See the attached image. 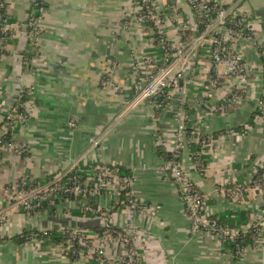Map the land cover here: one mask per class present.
Wrapping results in <instances>:
<instances>
[{
	"label": "crops",
	"instance_id": "1",
	"mask_svg": "<svg viewBox=\"0 0 264 264\" xmlns=\"http://www.w3.org/2000/svg\"><path fill=\"white\" fill-rule=\"evenodd\" d=\"M44 1L43 31L34 45L28 25L33 13L30 1L4 0L15 36L0 56V124L22 92L28 91L29 100L27 117L18 125L14 141L0 145V187L22 177L46 180L80 158L116 163L134 173L132 192L142 208H116L117 202L105 194L60 200L49 211L30 214L0 190V212L6 216L0 225V264H72L61 244L35 239L21 244L10 238L31 228L91 230L104 226L107 218L115 228L136 229L142 264H264V247H248L242 258H236L214 236L203 231L193 234L179 186L164 178L160 167L166 159L156 134L171 155L169 139L177 130L183 94L170 90V103L158 113L152 99L136 100L135 80L152 32L126 14L132 0ZM153 1L167 13V35L179 39L167 7L174 4L187 16V0ZM224 1L248 12L264 46V0ZM241 47L255 72L237 106L221 108L233 91L228 83L218 96L199 102L208 61L189 60L182 82L186 109L195 116L194 128L212 139L203 173L193 162L190 148L181 159L190 179L209 196L210 214L247 208L251 214L258 210L264 215V190L249 186L244 205L234 204L219 190L221 185L251 183L264 158V117L256 116L264 100L263 60L251 41L245 39ZM106 77L111 84H103ZM91 202L101 206L102 212L87 213ZM105 244L108 257L117 258L121 248L115 238L107 235ZM91 260L85 264H100Z\"/></svg>",
	"mask_w": 264,
	"mask_h": 264
},
{
	"label": "built area",
	"instance_id": "2",
	"mask_svg": "<svg viewBox=\"0 0 264 264\" xmlns=\"http://www.w3.org/2000/svg\"><path fill=\"white\" fill-rule=\"evenodd\" d=\"M29 1L34 7L28 22L29 35L32 43L37 45L43 31L46 4L44 0ZM187 2L193 15L192 20L185 17L178 6L169 4L167 7L171 21L180 32L177 40H172L167 35L165 27L168 21L167 13L157 8L153 0H132V5L127 7L126 14L135 17L144 30L151 29L152 32L150 48L143 54L135 80L136 100L152 99L157 107L164 108L170 103L171 92L166 93L167 89L179 90L183 94L176 115L177 130L175 135L169 139L172 144L171 158L166 160L160 169L166 180H171L179 186L180 198L191 219L192 233L206 232L214 236L219 243L224 244L225 242H238L250 232L254 245L248 247H264V215L255 210L252 214L253 222L241 228L222 225L210 218L209 196L190 179L181 161L189 148L186 124L195 118L186 109L188 103L185 96L187 93L182 84L189 60H191V46L196 47L194 57L196 56L198 62L201 59L200 62L210 63L208 73L203 79L204 93L198 97L199 102L214 98L218 90L227 83L234 86L233 91H230L223 101L222 109L237 106L241 96L246 93L250 79L255 72L253 66L246 62L242 52V42L247 39L254 44L263 60L260 66L263 72L264 46L257 38L248 12L241 9L237 3L226 4L224 0H187ZM0 20L2 22L0 56H2L1 51L5 48L6 40L15 36L12 32L14 24L10 21V13L4 0H0ZM102 82L105 85L111 84L109 77ZM161 94H165L166 98L159 103L157 98ZM17 104L7 114V122L0 127V137L6 134L8 129L13 130L19 122L26 119V110L24 114L19 109L24 106L19 102V98ZM258 110L256 116L264 117V100H260ZM246 132L247 130L243 131V133ZM156 140L160 144L163 143L160 134H156ZM201 145L203 149L211 150L212 141L204 140ZM198 155L200 152L194 153V156ZM198 164L205 168L204 163H195V165ZM260 170L262 171L261 182L252 187L262 191L264 190V158L254 170V176ZM134 179V173L122 174L119 164L101 162V164L94 165L93 162L80 158L70 168L55 173L54 177L49 180L31 184L29 179L22 177L7 187H0V190H5L17 208L25 213L35 210L44 201H47L52 209L57 200L69 199L66 194L84 199L109 194L112 199L121 202L129 211H135L141 209L142 206L132 192ZM219 190L236 205L247 203L249 191L247 184L233 183L229 187L221 185ZM125 191L126 198L122 199ZM87 210L101 213L103 209L99 205L94 208L90 204ZM5 217L1 211L0 225L5 221ZM105 221L103 235L85 228L69 229L61 245L71 263L85 264L93 258L97 259L100 264H138L141 262L142 257L135 243L136 229L133 226L115 228L108 218ZM107 235H112L121 248L120 254L115 259H110L107 255L105 244ZM34 239L47 242L46 239H40L37 233L32 238ZM248 247H241L237 243L234 255L242 258Z\"/></svg>",
	"mask_w": 264,
	"mask_h": 264
},
{
	"label": "trees",
	"instance_id": "3",
	"mask_svg": "<svg viewBox=\"0 0 264 264\" xmlns=\"http://www.w3.org/2000/svg\"><path fill=\"white\" fill-rule=\"evenodd\" d=\"M32 10L34 11V7L32 5ZM1 27H2V22L0 20V38L2 36V31H1ZM150 27V26H149ZM11 39H7L5 42V45L8 41H10ZM5 49L1 51V53H4ZM171 88L166 90V93L168 91H170ZM166 98L165 94H161L160 96H158L157 101L160 103V101H162L163 99ZM29 100V94L25 91L22 92V94L19 96V102L23 103L24 106L23 107H19V109L22 111V113L25 114V108H26V104ZM18 104L16 103L14 106H17ZM162 107L158 108L156 107V113H158V111L161 109ZM259 112V110H257V113ZM27 115V114H26ZM253 117V116H252ZM7 122V119L5 118L4 121L0 124V127L2 125H4ZM21 122H19L16 127L12 130V129H8V131L6 132V134H4L3 136L0 137V145H8L10 143H12L14 141V135L15 132L18 129V125ZM186 135H187V139H188V145L191 151V158L193 160L194 163L196 162H202L204 163V165H207L208 162V156L210 153V150H206L202 148V142L204 140H209L210 142L212 141V139H210V134H205V133H200L198 131H196V129L194 128V120L192 119L191 121H188L186 124ZM158 149L159 151H161V153L164 155L165 159L168 160L171 158V155H168V152L166 151L164 144L161 143L158 145ZM196 152H200V155L198 156H194V153ZM94 165L97 164H101V162H93ZM197 168L199 169L200 172H204V169L200 164L196 165ZM119 169L120 172L122 174H132L133 172L126 169L125 167L119 165ZM261 173L262 171H258L256 173V175L254 176V179L252 180L251 183L248 184V186H254L257 183L261 182ZM55 174L50 175L46 180L51 179L52 177H54ZM31 184H35L39 181H31L29 180ZM228 187L231 186V184L227 185ZM126 191L123 192L122 194V199L126 198L125 196ZM64 197L67 196V198L72 199L74 198L73 195H67L66 196L63 194ZM59 200H57L58 202ZM210 202V198L208 199V203ZM91 206H93L94 208H96V205L94 204V202L90 203ZM116 208H120V207H124V205L121 202H117L115 205ZM51 209V205L47 202L44 201L42 203L41 206H38L35 210L31 211L30 214H34L36 212H45V211H49ZM89 214H94L92 212H87ZM210 218L217 220L220 224L222 225H227L230 227H235V228H241L245 225H248L249 222H251V218H252V214L251 211L248 210L247 208H241L240 210H230V211H225V212H221V213H217V214H211L209 215ZM94 233L96 234H100L103 235L104 231H105V227L101 226V227H94L91 229ZM69 231V229H63V230H56L54 228H49L46 230H40V229H36V228H31V229H26L24 231H22L21 233L15 234L13 235L10 239L17 241L21 244H25L27 242H29L30 240H32V238L35 236V234H38V237L40 239H46L47 241H52L55 242L57 244H61L62 240L64 239L65 234H67V232ZM237 243L241 246V247H248V246H253L254 245V240L251 237L250 232L246 234L245 237H242L241 239L238 240V242H225L224 248H228L230 251H232V253L236 252V246ZM236 258H238L237 256H235ZM91 261H93L95 263L96 259L93 258ZM96 264V263H95ZM138 264H142L141 262H139Z\"/></svg>",
	"mask_w": 264,
	"mask_h": 264
},
{
	"label": "rangeland",
	"instance_id": "4",
	"mask_svg": "<svg viewBox=\"0 0 264 264\" xmlns=\"http://www.w3.org/2000/svg\"><path fill=\"white\" fill-rule=\"evenodd\" d=\"M185 17L190 18V20H192L193 15H192V13L190 12V10H188V15L185 16ZM191 48H192V50H191V52H190V55H191V60H192V58H196V56L194 57L196 47L193 45V46H191Z\"/></svg>",
	"mask_w": 264,
	"mask_h": 264
}]
</instances>
